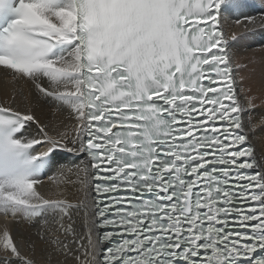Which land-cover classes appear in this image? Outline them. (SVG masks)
<instances>
[{
    "label": "snow or ice",
    "instance_id": "6c2138e0",
    "mask_svg": "<svg viewBox=\"0 0 264 264\" xmlns=\"http://www.w3.org/2000/svg\"><path fill=\"white\" fill-rule=\"evenodd\" d=\"M245 7L0 0V213L48 225L27 254L5 225L0 264H264V70L239 54L264 13Z\"/></svg>",
    "mask_w": 264,
    "mask_h": 264
},
{
    "label": "bare ground",
    "instance_id": "6f19581e",
    "mask_svg": "<svg viewBox=\"0 0 264 264\" xmlns=\"http://www.w3.org/2000/svg\"><path fill=\"white\" fill-rule=\"evenodd\" d=\"M246 7L243 9L244 14L251 16H259L260 13H264V0H243ZM249 4H257L260 6V10H251ZM247 49H241L239 54L241 56L254 59V63L250 64V68H254L257 73L264 70V30L254 29L253 34L247 40ZM7 93L11 96V85L6 84L3 77H0V99H3ZM248 95H256L257 99L254 101L256 107L252 110L253 116L259 120L261 116H264V92H257L256 87H253L252 93ZM244 100V96H241ZM17 102L21 107H33L36 114L49 125L50 134H55L60 131H71L72 121L69 118L67 110L53 111L48 106L37 103L31 96L27 95V89L24 96H18ZM246 102V101H245ZM257 136L261 139H256L253 143L258 149L264 147V131H258ZM82 157H77L72 153H65L64 161L68 165L79 164ZM45 183H48V178L45 177ZM51 188L45 189L48 191ZM7 225L11 231L14 242L18 243L21 250L26 254L30 252V241L37 240V234L42 233L48 227L43 219H37L34 221H26L23 219L13 218L12 216H5L0 213V232L4 230V226ZM38 258H39V249Z\"/></svg>",
    "mask_w": 264,
    "mask_h": 264
}]
</instances>
